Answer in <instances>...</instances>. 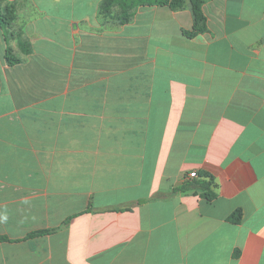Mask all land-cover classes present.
<instances>
[{"label":"crops","instance_id":"0c3cea01","mask_svg":"<svg viewBox=\"0 0 264 264\" xmlns=\"http://www.w3.org/2000/svg\"><path fill=\"white\" fill-rule=\"evenodd\" d=\"M105 1L0 0V264H264V0Z\"/></svg>","mask_w":264,"mask_h":264},{"label":"trees","instance_id":"16d2710c","mask_svg":"<svg viewBox=\"0 0 264 264\" xmlns=\"http://www.w3.org/2000/svg\"><path fill=\"white\" fill-rule=\"evenodd\" d=\"M190 1H191L192 11H193L194 27H193L192 32L185 33V35H187L189 37L195 35L198 32H202L204 30V27H205V19L202 15V12H201L203 0H190ZM125 2H126L125 0L123 3L121 2V0H106L105 3L103 4V7L101 8V10H102L101 12H102V14L109 13L110 4H112V3H119V5L122 6V8H124ZM182 3H183V0H138L134 4L132 3L130 6L135 7V6L141 5V4H145V5H167L171 9H176V8L181 7L183 5ZM131 7L127 8L125 11H127ZM126 16H127V18H125L124 15L122 17H120V22L127 21L129 18V15L126 14ZM14 20H15V15H14V12L11 8H6L3 11V14H0V26L2 28L6 29V28L10 27V25L13 23ZM7 62L12 64V63L18 62V60H10L7 57ZM202 177H206V175L202 174ZM197 186L203 191L202 196L206 200L211 201L215 198V194L210 189V187H211L210 182L202 181ZM190 187H191V185L185 184V185L181 186L180 188H178L176 191H185V190L189 189ZM68 220H66L63 223V225H67ZM240 220H241V213L239 210H236L227 218V221L231 224H238L240 222ZM52 231H54V230L51 229V230L36 231V232L29 234L27 236V238L30 239V238H34V237H38V236H44V235H46ZM3 241H7V239L4 237H0V242H3Z\"/></svg>","mask_w":264,"mask_h":264},{"label":"rangeland","instance_id":"374dc122","mask_svg":"<svg viewBox=\"0 0 264 264\" xmlns=\"http://www.w3.org/2000/svg\"><path fill=\"white\" fill-rule=\"evenodd\" d=\"M136 1H138V0H129L128 2H127V0H126V2L128 3V6H127V8L131 7V6H129V5H131L132 3L134 4ZM130 9H131V8H130ZM130 9H128L126 12H129V11H130ZM124 17H125V18H127V16H126V15H124Z\"/></svg>","mask_w":264,"mask_h":264},{"label":"built area","instance_id":"2783aa9c","mask_svg":"<svg viewBox=\"0 0 264 264\" xmlns=\"http://www.w3.org/2000/svg\"><path fill=\"white\" fill-rule=\"evenodd\" d=\"M189 178H197V173L196 172H191L189 174Z\"/></svg>","mask_w":264,"mask_h":264}]
</instances>
